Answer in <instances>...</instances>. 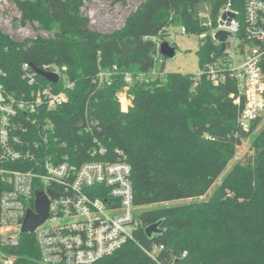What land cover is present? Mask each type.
<instances>
[{
  "label": "trees",
  "instance_id": "1",
  "mask_svg": "<svg viewBox=\"0 0 264 264\" xmlns=\"http://www.w3.org/2000/svg\"><path fill=\"white\" fill-rule=\"evenodd\" d=\"M8 1L21 13L23 24L35 22L49 36L16 41L0 30L4 90L16 96L29 92L21 80L23 63L39 70L63 69L71 87L65 104L48 113L53 125L48 147L82 161H125L132 173L133 205L157 206L138 215L142 226L134 241L95 264H264V132L253 134L255 126L249 133L239 129L241 105L230 98L235 84L214 86L204 74L198 80L178 73L149 84L137 80L151 72L158 43L172 27L203 36L198 49L202 70L221 51L209 33L220 10L231 3L242 14L247 0H143L113 32L90 29L81 12L84 0ZM109 1L126 5L124 0ZM205 6L208 23L200 15ZM260 66L264 72V57ZM113 67L112 83L98 88L99 73ZM126 75L133 79L128 85L132 107L124 113L117 95L127 85ZM61 87L62 82L55 86ZM251 138L252 155L231 168L206 202L160 206L204 195L234 160L236 149ZM154 142L163 151L152 148ZM101 147L106 155L91 157ZM3 183L0 176V192ZM227 190L235 196L227 197ZM160 220L163 234L149 241L144 229ZM19 245L10 252L12 263L35 264L33 237L22 236ZM153 245L162 246L156 261L142 249ZM219 252L223 259L216 256Z\"/></svg>",
  "mask_w": 264,
  "mask_h": 264
},
{
  "label": "built area",
  "instance_id": "2",
  "mask_svg": "<svg viewBox=\"0 0 264 264\" xmlns=\"http://www.w3.org/2000/svg\"><path fill=\"white\" fill-rule=\"evenodd\" d=\"M7 2L0 0V11ZM219 32L227 33L225 41L215 40ZM209 33L221 51L211 55L195 80L204 74L214 86L234 83L236 93L230 98L241 105L239 129L249 133L255 126L253 134L264 132V72L260 66L264 57V1L247 0L242 14L231 3L226 4ZM35 69L28 63L20 67L27 93L12 95L0 84V176L4 181L0 192V264H13L10 252L20 246L24 235L32 236L37 247L35 264H95L134 241L142 226L139 208L133 205L131 168L121 159L82 161L76 154L48 147L53 132L48 113L65 104L71 84L64 81L63 69L41 70L57 74V84L47 82ZM115 73V67L102 70L98 88L110 85ZM163 77L152 68L137 80L149 84ZM124 80L127 85L133 82L130 75ZM60 82L61 89L55 88ZM106 152L101 147L91 157H104ZM39 193L48 202V218L32 233L24 234L22 226L28 213H37ZM142 249L156 261L162 246Z\"/></svg>",
  "mask_w": 264,
  "mask_h": 264
},
{
  "label": "rangeland",
  "instance_id": "3",
  "mask_svg": "<svg viewBox=\"0 0 264 264\" xmlns=\"http://www.w3.org/2000/svg\"><path fill=\"white\" fill-rule=\"evenodd\" d=\"M126 5L121 6L120 3H112L109 0H84L83 5L81 6V12L83 16H86L90 21V29L93 31L100 32H113L116 29H120L123 26L124 18L132 13L136 7L143 2V0H124ZM7 7L3 11H0V30L5 33L10 39L16 41H22L24 39H36V36L46 39L49 34L48 32L38 30L37 24L35 22H26L23 24L21 21V13L17 7L7 2ZM205 23L209 22V12L208 7L202 9L201 14ZM90 16L92 18H90ZM1 20H6L9 24L4 25ZM203 36L198 37L192 34L182 33V30L179 27H172L167 30L166 35L163 37V40L159 41L158 46L162 42H168L171 46L175 48L176 55L173 58L165 59L158 52L156 56V61L153 69L161 76L168 75L169 73H178V74H191L198 75L201 73V68L199 67V55L198 49L200 47L201 39ZM128 85L119 92L117 95L118 105L120 111L127 113L129 108L132 107L131 98L128 94ZM251 138L242 142L239 148L236 149L237 160H232L224 173L217 179H214L213 182L208 186L206 193L202 196H196L193 198H188L187 200H177L171 201L170 203L162 204L161 207H171V206H187L191 203H200L206 202L212 195L218 190V187L222 183L224 176L230 172L231 168L248 158L252 155L251 153ZM152 148H157L159 151H163L161 145L157 142H154ZM166 157V156H164ZM227 197L233 198L235 195L231 191L227 190ZM241 200V199H240ZM240 200H238L240 202ZM154 207H138L139 212L152 210ZM224 254V253H223ZM222 252H219L216 256L219 259Z\"/></svg>",
  "mask_w": 264,
  "mask_h": 264
},
{
  "label": "water",
  "instance_id": "4",
  "mask_svg": "<svg viewBox=\"0 0 264 264\" xmlns=\"http://www.w3.org/2000/svg\"><path fill=\"white\" fill-rule=\"evenodd\" d=\"M232 18H234V15H230ZM227 37V33L219 32L215 36V40L217 41H225ZM223 47V45H222ZM158 52L163 56V58H173L176 55L175 48L171 46L168 42H162L159 45ZM35 72L38 73L39 76L44 78L47 82H50L52 84H57L59 81V76L52 72H43L41 70L35 69ZM9 186L6 185V188ZM52 195L54 193L50 192ZM48 202L46 198L42 194L37 195V201H36V207L35 210H37V213H32L31 211L28 213L26 220L23 223L22 226V233L29 234L32 233L35 229V227L41 223H43L48 218ZM162 220L155 222V224L147 226L144 229V233L146 235V238L149 241H153L156 238H158L160 235L163 234L164 229L162 228Z\"/></svg>",
  "mask_w": 264,
  "mask_h": 264
}]
</instances>
